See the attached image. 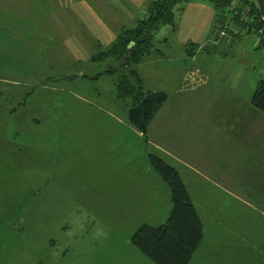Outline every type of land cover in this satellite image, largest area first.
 Listing matches in <instances>:
<instances>
[{
  "label": "rangeland",
  "instance_id": "1",
  "mask_svg": "<svg viewBox=\"0 0 264 264\" xmlns=\"http://www.w3.org/2000/svg\"><path fill=\"white\" fill-rule=\"evenodd\" d=\"M63 1L59 10L57 0H0V264H155L130 240L171 208L150 153L180 173L197 205L204 239L188 264H264V114L249 102L264 78L257 36L228 34L190 56L185 34L161 26L163 57L144 62L147 85L167 101L144 137L128 121L130 100L115 96L117 74L105 71L116 60L90 61L88 49L78 58L63 41L78 26ZM235 74L245 75L240 91ZM176 79L189 91L173 93ZM184 119L208 123L195 152Z\"/></svg>",
  "mask_w": 264,
  "mask_h": 264
},
{
  "label": "trees",
  "instance_id": "2",
  "mask_svg": "<svg viewBox=\"0 0 264 264\" xmlns=\"http://www.w3.org/2000/svg\"><path fill=\"white\" fill-rule=\"evenodd\" d=\"M188 1L151 0L145 16L138 19L135 26L122 28L108 46L90 57L94 62L110 57L116 60L115 66L105 71L117 74L115 96L117 99L130 100L128 121L144 137L149 123L166 101L167 95L163 91L145 89L143 78L134 66L156 50L154 35L161 26L176 28L174 8ZM203 1L214 9L212 32L216 36L225 25L236 29V33L225 29L231 36L242 31L257 36L259 28H262L264 34V21L260 19L264 18V0ZM230 5L236 11L248 8L247 21H241L237 15L230 14L226 10ZM261 46V41L257 42L256 47ZM262 66L264 70V57ZM249 102L264 114V78L256 80ZM149 160L169 187L171 208L164 223L156 226L144 223L137 227L131 235V243L155 264H188L203 238L202 221L178 171L155 154L150 153Z\"/></svg>",
  "mask_w": 264,
  "mask_h": 264
},
{
  "label": "crops",
  "instance_id": "3",
  "mask_svg": "<svg viewBox=\"0 0 264 264\" xmlns=\"http://www.w3.org/2000/svg\"><path fill=\"white\" fill-rule=\"evenodd\" d=\"M46 1L49 5L52 1L55 0ZM57 1L59 2H57L59 10H62V0ZM150 1L151 0H64V6L71 11L73 18H78V26H75V24L73 23L75 27L70 26L73 32L71 34L65 35L63 41L65 42L66 46L74 50L75 55H77L78 58H83L84 53L87 54L83 50H94L91 53L89 52L87 55V58L90 60V57L93 53L97 52L101 48H105L112 42L118 31H120L124 27L135 26L137 20L145 16L147 6ZM178 5L180 6L179 9L181 18L178 26L176 24V28L174 30H179L180 33L185 34V37L181 39V44L187 54L192 56L196 53L197 49L202 50L204 48H208L209 45H216L215 43L218 42V36H216V34L212 32L214 21V9L212 8V6L210 4H205V2L201 0H190L186 3H179ZM48 10H50V8H48ZM56 14L58 16V12ZM154 52H156L154 55L156 60H159L161 57H163V53L159 49H156ZM136 65L134 66V68L136 67L135 69L143 78L145 89L166 92L164 89L159 88L158 86L152 84L147 85L148 81L152 78L150 77L149 71H146L147 67L145 65L147 64L144 62V59ZM194 73L192 72L190 74H185L183 80L186 81L189 78L194 79ZM244 77L245 75L241 74L228 76V78H230V80L232 81V83H230V86L236 91L242 90L244 85H239L238 82L242 81L244 83ZM163 78H165L167 82H173L172 77L170 78L169 76H165ZM174 82L175 87L172 90L173 93L189 91L190 88L187 87V84L184 83L180 86L177 82V79L174 80ZM206 82L207 79L203 80L202 84ZM166 101L157 111L155 116H157L158 112L164 107ZM13 109V106L11 108L7 107L8 112H12ZM180 109L182 110V108ZM173 112L174 110L172 109V113ZM173 119L174 115L172 114L171 130L175 129L176 133L177 122L175 121V119L173 121ZM206 123L207 121L205 119L202 121L199 119V122H192L184 119L180 122V131H185V138L187 140V143L184 142L183 137L178 139L177 137H175V135H173L172 138L173 140L178 139L180 142L183 140V142L186 144L188 153H191V151L193 150L195 152V149H192L190 144L195 143L197 145H200L206 141V137L208 135ZM251 124L255 127V124L257 123L254 121L251 122ZM213 130H216L215 132H217V129L214 126ZM188 134H190V137L187 136ZM231 145L232 144L230 143V146ZM239 148L240 146L237 145L236 150L238 151ZM209 163H211V165L213 166H217L216 163ZM190 166L195 170H205L204 168H201L199 166ZM258 176L261 178L263 177V175ZM187 190L195 208L197 209V205L188 188ZM203 239L204 233L202 240Z\"/></svg>",
  "mask_w": 264,
  "mask_h": 264
},
{
  "label": "built area",
  "instance_id": "4",
  "mask_svg": "<svg viewBox=\"0 0 264 264\" xmlns=\"http://www.w3.org/2000/svg\"><path fill=\"white\" fill-rule=\"evenodd\" d=\"M227 11L230 12V14H234V15H237L238 18L241 20V21H247V17H248V8H245L243 10H240V11H236L234 10L233 8V5H230L226 8ZM260 19L262 21H264V18L263 17H260ZM225 29H228L229 31L233 32V33H236V29L229 26V25H225L222 29H220L218 32H217V36L219 38L223 37V38H229V35L226 33ZM257 33V42L261 41L263 47H264V34H262V28H259L257 29L256 31Z\"/></svg>",
  "mask_w": 264,
  "mask_h": 264
}]
</instances>
